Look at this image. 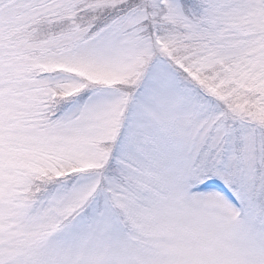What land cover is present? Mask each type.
I'll return each mask as SVG.
<instances>
[{
	"label": "snow or ice",
	"instance_id": "snow-or-ice-1",
	"mask_svg": "<svg viewBox=\"0 0 264 264\" xmlns=\"http://www.w3.org/2000/svg\"><path fill=\"white\" fill-rule=\"evenodd\" d=\"M0 264H264V0H0Z\"/></svg>",
	"mask_w": 264,
	"mask_h": 264
}]
</instances>
